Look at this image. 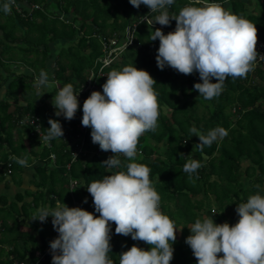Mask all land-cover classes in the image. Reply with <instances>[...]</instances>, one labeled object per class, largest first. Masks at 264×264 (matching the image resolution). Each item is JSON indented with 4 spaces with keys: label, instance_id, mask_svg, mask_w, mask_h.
Returning <instances> with one entry per match:
<instances>
[{
    "label": "trees",
    "instance_id": "trees-1",
    "mask_svg": "<svg viewBox=\"0 0 264 264\" xmlns=\"http://www.w3.org/2000/svg\"><path fill=\"white\" fill-rule=\"evenodd\" d=\"M4 2L0 0V5ZM191 2L175 0L169 13L178 14ZM209 2L220 3L256 25L257 44L264 43V0ZM149 11L144 5L133 7L129 0H15L10 14L0 10V264H36L40 253H46L40 264H52L50 242L58 233L51 217L40 222L32 220L34 213L64 203L98 216L87 186L105 175L126 171L125 165L131 162L120 155L119 168L109 169L102 163L112 153L101 151L91 141V129L82 128L86 93L77 97L79 108L70 121L55 116L51 100L68 83L77 94L97 58L104 56V43L112 38L122 43L128 27L132 43L101 71L98 63L94 78L102 92L110 71L135 66L148 71L156 81L158 128L139 138L134 162L150 168L161 211L178 229L170 264H197L185 243L196 219L212 216L217 224L234 225L239 219L237 204L258 191L264 195V61L257 57L254 71L246 78H226L222 93L206 100L194 89L195 83L202 82L198 73L184 75L168 66L163 70L157 67L159 40L151 41L145 16L153 19L158 13ZM156 28L167 34L174 31L175 21L169 26L154 24L152 30ZM42 69L54 82L48 97L35 86ZM50 118L60 121L64 135L45 141ZM217 126L228 135L198 149L199 138L189 129L196 127L206 134ZM12 157H26L28 166L19 165ZM189 159L201 164L192 181L183 171ZM33 164L28 187L24 177ZM74 180L77 184L73 186ZM13 185L18 189L11 197L7 189ZM26 221L29 229L22 228ZM115 227L111 223L108 255L113 264H119L120 253L134 244L146 250L150 247L131 236L116 234Z\"/></svg>",
    "mask_w": 264,
    "mask_h": 264
},
{
    "label": "clouds",
    "instance_id": "clouds-1",
    "mask_svg": "<svg viewBox=\"0 0 264 264\" xmlns=\"http://www.w3.org/2000/svg\"><path fill=\"white\" fill-rule=\"evenodd\" d=\"M174 2L129 0L137 9L144 5L149 13H158L153 19L145 16L151 41L159 40L157 67L163 70L168 66L184 75L198 73L202 82L195 83L194 89L199 96L206 100L218 97L226 78H246L254 71L257 57L264 61V50L258 48L262 42L257 44V27L246 18L209 0H192L178 14H170L169 6ZM14 3L15 0H5L0 10L10 14ZM173 20L174 31L165 34L161 28L152 30L154 24L169 26ZM53 84L49 73L42 69L35 86L50 88ZM155 84L148 71L123 66L108 73L102 92L92 91L84 100L82 126L91 129L93 144H98L101 151L112 153L102 163L109 169L119 168L120 155L131 162L125 165L126 171L105 175L87 186L98 216L64 203L55 209L41 208L34 213L32 220L40 222L51 217L53 229L58 233L50 242L52 264H113L108 255L112 248L111 223L116 226V234L131 236L134 241L150 246L146 250L134 244L120 253L119 264H170L172 261V244L178 229L161 211V198L150 180V168L134 162L139 138L158 128L160 112ZM77 97L73 85L65 84L52 99L55 116L72 120L79 108ZM48 124L45 141L63 137L59 120L50 118ZM189 131L199 138L196 147L200 150L228 135L219 126L206 134L196 127ZM12 159L28 166L26 157ZM200 167V162L194 159L184 164L183 171L189 174V181ZM236 213L239 219L234 225L217 224L212 216L198 218L191 225V234L185 243L197 264H264V195L259 191L250 195L246 202L237 204ZM45 255L40 253L35 263L40 264Z\"/></svg>",
    "mask_w": 264,
    "mask_h": 264
},
{
    "label": "built area",
    "instance_id": "built-area-1",
    "mask_svg": "<svg viewBox=\"0 0 264 264\" xmlns=\"http://www.w3.org/2000/svg\"><path fill=\"white\" fill-rule=\"evenodd\" d=\"M132 36H133V34L130 30V27H128V29L126 31V35L122 40V43L119 44L118 40L114 39V38H112L109 43H104L105 54H104V56H100L97 58V60L94 64V67L91 69L87 83L85 85H83L82 87L78 88V92H77L78 96H81L82 94L86 93V96L84 97V99H86L91 94L92 91H99L100 90V88L98 87V84L95 82V78H94L95 71H94V69L96 68L98 63H101L100 68H99L100 71L105 66L110 65L114 61L115 57L118 56L129 44L132 43ZM260 47H262V49L264 50V43H260L258 48H260ZM258 48L256 49L257 51H258ZM82 115H83V113H82ZM81 119H82V116H81ZM82 128H85V127L83 126ZM81 140L83 143L84 138L81 137ZM48 144H50V143H48ZM82 145L83 144L79 145L80 151L82 150ZM76 155H77V153H75V156ZM51 157L55 158L56 156L54 153H52ZM76 184H77V182L75 180L72 181L73 186ZM42 258H43V255L40 259H42Z\"/></svg>",
    "mask_w": 264,
    "mask_h": 264
},
{
    "label": "rangeland",
    "instance_id": "rangeland-1",
    "mask_svg": "<svg viewBox=\"0 0 264 264\" xmlns=\"http://www.w3.org/2000/svg\"><path fill=\"white\" fill-rule=\"evenodd\" d=\"M21 69V68H20ZM25 70V69H24ZM198 77H199V74H198ZM37 89H38V91H40V92H43V95L44 96H46V97H48L49 96V88H45V87H40V88H38L37 87ZM51 100H52V98H51ZM203 110H204V108H203V106H201L200 107V109H199V112L200 113H202L203 112ZM169 110L167 109L166 110V112H168ZM162 146V145H161ZM246 164V163H245ZM33 166H34V164L33 165H30L28 168H27V171H26V173H25V177H26V179H27V183H26V185L29 187V186H31L30 184V180L32 179V171H33ZM29 178H31V179H29ZM29 179V180H28ZM18 188L16 187V185H13V186H11L10 188H8L7 189V191H8V195H10L11 197L12 196H14V193H15V191L17 190ZM2 192H4V190L2 191ZM212 199H213V197H211ZM227 207H229V206H227ZM28 223H27V221L26 222H24L23 223V229H29V227H28V225H27Z\"/></svg>",
    "mask_w": 264,
    "mask_h": 264
},
{
    "label": "crops",
    "instance_id": "crops-1",
    "mask_svg": "<svg viewBox=\"0 0 264 264\" xmlns=\"http://www.w3.org/2000/svg\"><path fill=\"white\" fill-rule=\"evenodd\" d=\"M29 179H31V178H29ZM29 179H28V180H29ZM24 181H25V186H27V185H26V183H27V179H26V177H24ZM1 189H2L1 191H3V190H4L3 184H2V187H1Z\"/></svg>",
    "mask_w": 264,
    "mask_h": 264
}]
</instances>
